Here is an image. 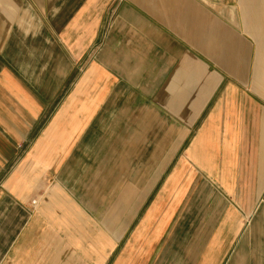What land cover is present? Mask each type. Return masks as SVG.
I'll return each mask as SVG.
<instances>
[{"label":"crops","instance_id":"obj_1","mask_svg":"<svg viewBox=\"0 0 264 264\" xmlns=\"http://www.w3.org/2000/svg\"><path fill=\"white\" fill-rule=\"evenodd\" d=\"M0 264H264V0H0Z\"/></svg>","mask_w":264,"mask_h":264},{"label":"built area","instance_id":"obj_2","mask_svg":"<svg viewBox=\"0 0 264 264\" xmlns=\"http://www.w3.org/2000/svg\"><path fill=\"white\" fill-rule=\"evenodd\" d=\"M36 202L34 201L33 204H35Z\"/></svg>","mask_w":264,"mask_h":264}]
</instances>
